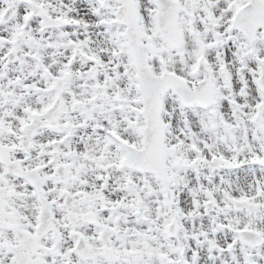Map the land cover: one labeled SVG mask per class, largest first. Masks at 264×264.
<instances>
[{
	"label": "snow or ice",
	"instance_id": "1",
	"mask_svg": "<svg viewBox=\"0 0 264 264\" xmlns=\"http://www.w3.org/2000/svg\"><path fill=\"white\" fill-rule=\"evenodd\" d=\"M0 264H264V0H0Z\"/></svg>",
	"mask_w": 264,
	"mask_h": 264
}]
</instances>
